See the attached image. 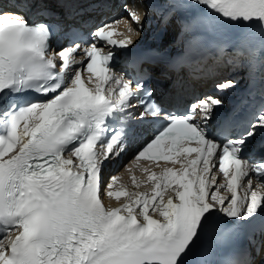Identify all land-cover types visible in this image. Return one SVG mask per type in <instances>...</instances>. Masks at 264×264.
I'll return each instance as SVG.
<instances>
[{"label":"snow or ice","instance_id":"6c2138e0","mask_svg":"<svg viewBox=\"0 0 264 264\" xmlns=\"http://www.w3.org/2000/svg\"><path fill=\"white\" fill-rule=\"evenodd\" d=\"M111 2L0 0V264H264V102L213 123L220 96L183 105L162 88L227 69L218 92L243 73L264 94V0H126L119 20L94 15ZM150 16L174 30V53L136 50ZM133 121L160 124L134 162L173 165L142 169L150 193L103 179Z\"/></svg>","mask_w":264,"mask_h":264},{"label":"bare ground","instance_id":"6f19581e","mask_svg":"<svg viewBox=\"0 0 264 264\" xmlns=\"http://www.w3.org/2000/svg\"><path fill=\"white\" fill-rule=\"evenodd\" d=\"M114 8V7H113ZM94 15H96L97 16V18H99L100 17V13H94ZM109 17V16H108ZM104 19V18H103ZM152 20V19H151ZM151 23V22H150ZM153 25H154V23H153ZM165 30V34H167V35H170V34H172V33H170L171 32V30L172 29H164ZM158 31V29H153L152 30V32L153 33H156ZM174 31V30H173ZM172 36V35H171ZM147 37H149V35L147 36ZM173 37V36H172ZM165 40H168V38H164ZM121 168L122 167H118V171L116 172V173H114V174H118L119 172H120V170H121ZM106 175V174H105ZM105 175H103V177L105 176ZM126 188H127V190L130 192V187H128V185L126 186ZM135 190H137V189H135ZM105 200L108 202V203H111L112 204V202H111V200L109 199V198H107V197H105ZM123 201H125L126 200V198L124 197L123 199H122Z\"/></svg>","mask_w":264,"mask_h":264}]
</instances>
